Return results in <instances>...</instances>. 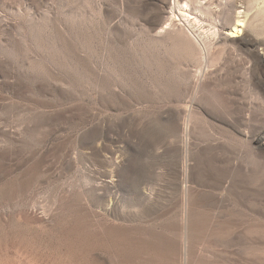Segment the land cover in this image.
Masks as SVG:
<instances>
[{
    "label": "rangeland",
    "instance_id": "rangeland-1",
    "mask_svg": "<svg viewBox=\"0 0 264 264\" xmlns=\"http://www.w3.org/2000/svg\"><path fill=\"white\" fill-rule=\"evenodd\" d=\"M207 2L253 45L158 36L172 0H0V264H264V0Z\"/></svg>",
    "mask_w": 264,
    "mask_h": 264
},
{
    "label": "bare ground",
    "instance_id": "bare-ground-1",
    "mask_svg": "<svg viewBox=\"0 0 264 264\" xmlns=\"http://www.w3.org/2000/svg\"><path fill=\"white\" fill-rule=\"evenodd\" d=\"M212 6L213 2L208 4L207 0H172L170 17L168 19L169 24H167L168 26L166 28H163L158 32V36L164 37L167 34L171 35L172 33L169 31V28L178 22L179 26L187 27L190 32H198V37L201 41L205 42L206 45L210 43L212 44V47L218 46V49L222 52L227 49L229 44L240 46L243 44L247 46L253 45V39L249 35L252 14L246 11H239L233 17V12L231 10H225L219 13L217 18L219 21L214 22V16L217 15V11L213 10ZM255 14L253 16H256ZM232 17L234 19L231 26L225 27L221 24L222 21L232 19ZM210 21L214 25L206 24V22ZM196 27H198L197 30ZM206 27L209 28L206 29ZM214 51L208 50L206 54L207 57L210 58V56L215 55L216 53H214ZM207 74V69L202 72L203 77Z\"/></svg>",
    "mask_w": 264,
    "mask_h": 264
}]
</instances>
